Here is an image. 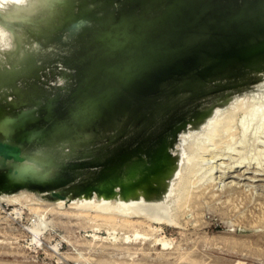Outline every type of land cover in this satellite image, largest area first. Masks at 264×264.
Returning a JSON list of instances; mask_svg holds the SVG:
<instances>
[{
    "label": "water",
    "instance_id": "1",
    "mask_svg": "<svg viewBox=\"0 0 264 264\" xmlns=\"http://www.w3.org/2000/svg\"><path fill=\"white\" fill-rule=\"evenodd\" d=\"M56 1L2 70L0 193L159 194L179 133L264 72V0Z\"/></svg>",
    "mask_w": 264,
    "mask_h": 264
},
{
    "label": "rangeland",
    "instance_id": "2",
    "mask_svg": "<svg viewBox=\"0 0 264 264\" xmlns=\"http://www.w3.org/2000/svg\"><path fill=\"white\" fill-rule=\"evenodd\" d=\"M31 2L33 0H0V10L9 7L0 24V57L3 58H0L1 72L9 65L8 61L17 63L21 60V53L13 55L12 58L8 55L7 46L15 34L9 26L15 17L23 18L31 13L36 1L34 0L33 5ZM57 2L53 0L52 4H48L46 1L39 16L46 17L47 11ZM56 17L57 15L46 17V25L53 22L59 24ZM31 39L30 35L24 39V48L27 46L38 49V44ZM17 57H20V60L16 59ZM60 68L48 72V85L63 84L62 70L65 68ZM56 73L58 75L55 77ZM251 77L259 81L243 91L230 93L231 95L211 108L206 116H211V119L203 118V128L200 124L198 132L197 129L194 133L193 129L192 131L188 128L194 127L195 121L189 123L186 127L189 133L186 128L183 129L184 132L179 133L175 145L171 148V155L178 163L183 164L196 155L199 146H205L196 162L199 164H196V176L201 184L209 181L215 184L217 193L205 205L201 221L198 223L200 225L191 224L182 232L173 227L174 221L169 217L167 204L154 211L151 210L153 205L146 206L143 211L146 214L150 210V214L155 213L154 218L159 211V217L164 215L161 220L156 216L158 222L153 226L158 229L154 234L158 237H153L147 243L138 242L132 247H127L121 245L126 237L123 231L114 232L108 228L95 231L97 227L94 222L85 229L79 228V217L82 215L80 209H84L81 205L85 207L86 201L91 204L98 200V194L82 196L79 198L80 202H76L75 198L51 199L50 192L27 189L3 192L0 193V264H264V226L258 223V217L264 209V123L263 110L260 107L264 102V72H254ZM256 103L260 105L258 110H251ZM204 105H201V110H205ZM227 108H232L235 117L230 120L231 123H225V129L220 136L217 130L219 123L226 116L223 112ZM212 113L214 115H211ZM199 140H203V143ZM232 189L241 190L236 193L232 192ZM36 198H40L39 203ZM98 201L99 207L100 198ZM83 202L84 204H81ZM78 204H81V208ZM92 204L91 207L95 205ZM38 205L40 207L35 211ZM87 207L83 213L88 211V216H95V211L99 210L93 207L95 210H91L89 215L92 208L90 205ZM76 209V214L79 215L66 221L65 216L75 213ZM96 233L97 235H94ZM93 235L98 239L102 237L103 240L96 239V243L88 244L94 239ZM165 242L169 246L166 245L164 250ZM182 253L186 257L190 256L192 261L179 263L178 257Z\"/></svg>",
    "mask_w": 264,
    "mask_h": 264
},
{
    "label": "bare ground",
    "instance_id": "3",
    "mask_svg": "<svg viewBox=\"0 0 264 264\" xmlns=\"http://www.w3.org/2000/svg\"><path fill=\"white\" fill-rule=\"evenodd\" d=\"M35 1L36 2H35L32 10H31V13L29 15H27L23 18L15 17L12 21V24H10V26H9L11 31L13 29L14 33H15V34H13L14 36L11 39V41L10 42L8 41L9 44L7 46V49L9 50L8 55L11 56V58L13 55L15 56L17 53H21L20 55H22V53L25 52L23 50L24 49V44H23L24 39L27 36H29L30 32L33 31L32 28L34 29L35 22H36L35 17L43 11L45 0H35ZM33 3H34V0H33V2H31V4L33 5ZM58 8H59V5L57 2L52 8H50L47 11V14L45 16L46 17H52V16L55 17L57 15L55 12ZM8 11H9L8 6H6L0 10V24H2L3 16L6 13H8ZM52 24L56 25L58 23L53 22ZM21 58H24V57H21ZM1 59L3 60V58H1ZM7 63L10 64L11 62L9 63V61H8ZM12 63H15V62H12ZM0 66H1V62H0ZM1 69L2 68H0V70ZM8 75L9 74L7 71L0 72V76L3 77V78L2 77L0 78V82L3 81V79H5L6 76H8ZM54 75L56 77L58 75V73H56ZM202 105H204V103ZM259 106L260 105L258 103H256L251 108V110H253V111H255L256 109L258 110ZM260 107L263 110L262 122L264 123V102L262 103V105ZM223 113L226 114V116L219 123V128L217 130V132L219 133L220 136H221V133H223V131L225 129L224 128L225 123H227V122L231 123L232 121H230V120H233L235 117L234 112H232V108H227L226 110H224ZM211 115H214V114L212 113ZM206 118H208V117H206ZM208 119H211V116ZM201 121H195V124H194L195 126L194 127L192 126V128L188 127V126L187 127L190 128L191 130L193 129L194 131L193 130L192 131L194 133H195V129H197V132H198V130H199L198 127L200 126V124H201V128H203L202 127L203 124L201 123ZM227 125L228 124H226V126ZM188 128H186L187 131H188ZM185 132H186V130H185ZM188 133H189V131H188ZM194 133H192V134H194ZM199 141H201L200 143H203V140H199ZM199 147H200L199 148L200 151L198 149V152L196 153V155H194V157L192 159H187L188 162L183 163V164L182 163L180 164L177 162V164L173 170V173L171 174V177L164 184V187L159 194H152L151 195V194L144 193L142 190H139V191H135V192L129 194L128 196H122L121 194H117L114 198H111V197L105 198L106 196L99 195L98 200L100 198V201H101V203L99 204V207L97 206V201H98L97 199H96L97 201L95 200L96 203H94L95 201L91 202V200H89L91 202V204L93 203L92 205L95 204L97 206V207L95 205L93 206V207H95L96 210L99 208V210H97L98 212L95 211V216H92L90 214L91 210H95L93 207H91L90 203H87V201H86L85 207H87V205L88 206L90 205V208H92V209H90L89 215H91V216H88V211L87 212L85 211L86 213H83L85 207L81 204H84V202L81 204H78V207L81 208V206H82V208H84L81 210L80 208L77 207L82 212V215H84V214L87 215V216H85V215L82 216L80 214L81 217H79V222H78L79 228L85 229L89 226V224L91 222L92 223L94 222V223H96V227H97V229H95V231L96 230L100 231L102 228H104V229L108 228V230L114 231V232L119 231V230H120V232L121 231L125 232L126 237H125L124 241L121 243L122 246L126 245L127 247H132V246L136 245L138 242L141 244L147 243V241H151V239L153 237H154L153 239H156V237H158V236H154V234L158 231V229L153 228V226L156 222H158V219L161 220V217H163L164 215L163 216L160 215L161 217H159L157 215V213H158L157 212L156 216H158V219H156V216L154 218L155 213L152 215L149 213V211H150L149 210L148 214H146L145 212H143V211H145L144 208L146 206L151 207V205H153V207H151V210L154 211L159 206L164 205V204H167V206H168L166 208H167L169 217L171 216V219L174 221V226H173L174 228H177L178 230L183 232V231L187 230V228L191 224H193L195 226L200 225L198 223L201 221V215H202V212L204 210L205 205L207 203H209V200L213 199L216 196L217 192L215 190V184L211 183L210 181H209V183L203 182L204 184H201L202 182L196 176L198 174L197 165H199L196 163L197 160L199 159L198 156L201 154V151L205 150L204 149L205 146H199ZM239 190H241V189H232V192L237 193V192H240ZM46 193H49V192H46ZM79 198H82V197H78L77 198L78 200L75 198L76 202H80ZM36 199H37V203H39L40 198H36ZM75 200H74V203H76ZM98 203H99V201H98ZM43 205H42V207H43ZM76 205H77V203H76ZM79 205H81V206H79ZM39 207H40V205H38V208H36L35 211H37V209H39ZM88 208L89 207H87V209ZM40 209L42 210V208H40ZM246 209H248V208H246ZM76 211H77V209L75 210V213L73 212L74 214L69 213L68 215L65 216L66 218H64V219L66 221H69V220H71L72 217L74 218V216L79 215L78 213L76 214ZM146 212H147V210H146ZM96 213H97V215H96ZM37 214L39 215V213H37ZM41 214H42V211H41ZM43 214H44V211H43ZM158 214H160V211ZM171 219H169L170 223L173 222V221L171 222ZM159 222H161V221H159ZM162 222H163V220H162ZM167 222H168V220H167ZM258 223L262 224L264 226V209H263L262 213L260 214V216L258 217ZM67 224H66V227L68 226ZM160 225H161V223H160ZM201 227H197V228H201ZM259 230H261V229H259ZM94 235H97V233ZM94 235H93V237H94ZM101 238L102 237H100L99 239H101ZM96 239H98V238L94 237V239L89 241L88 244L92 245L93 243H96V241H97ZM102 240H103V238H102ZM105 240H106V238H105ZM199 241H198V243H199ZM153 242L155 243L156 241L154 240ZM166 245L169 246L165 242L163 244L164 250L167 247ZM178 248H177V250H178ZM150 251H151V249H150ZM187 253H190V252H187ZM191 253H192V251H191ZM170 254H171V252H170ZM186 255H189V254H186ZM178 260H179V263L181 261L182 262L183 261H190V260L192 261V259H190V256L186 257L183 253L178 257ZM109 262L111 263V261H109ZM134 264H145V263L135 262Z\"/></svg>",
    "mask_w": 264,
    "mask_h": 264
}]
</instances>
